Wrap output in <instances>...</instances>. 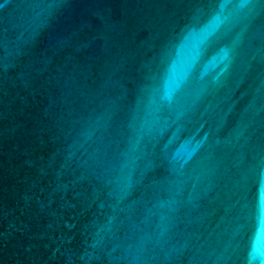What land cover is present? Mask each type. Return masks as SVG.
Segmentation results:
<instances>
[{
	"label": "water",
	"instance_id": "95a60500",
	"mask_svg": "<svg viewBox=\"0 0 264 264\" xmlns=\"http://www.w3.org/2000/svg\"><path fill=\"white\" fill-rule=\"evenodd\" d=\"M262 210L264 0H0V264H264Z\"/></svg>",
	"mask_w": 264,
	"mask_h": 264
},
{
	"label": "snow or ice",
	"instance_id": "6c2138e0",
	"mask_svg": "<svg viewBox=\"0 0 264 264\" xmlns=\"http://www.w3.org/2000/svg\"><path fill=\"white\" fill-rule=\"evenodd\" d=\"M261 226L264 227V210H262ZM258 251L259 249L254 248L253 253L250 254V261L255 260L257 258L256 253Z\"/></svg>",
	"mask_w": 264,
	"mask_h": 264
}]
</instances>
